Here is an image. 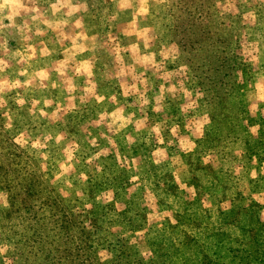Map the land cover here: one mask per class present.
<instances>
[{
    "label": "rangeland",
    "instance_id": "1",
    "mask_svg": "<svg viewBox=\"0 0 264 264\" xmlns=\"http://www.w3.org/2000/svg\"><path fill=\"white\" fill-rule=\"evenodd\" d=\"M55 2L3 12L0 264H264V0H73L52 31ZM77 32L95 76L69 92ZM117 110L122 129L100 118Z\"/></svg>",
    "mask_w": 264,
    "mask_h": 264
},
{
    "label": "clouds",
    "instance_id": "2",
    "mask_svg": "<svg viewBox=\"0 0 264 264\" xmlns=\"http://www.w3.org/2000/svg\"><path fill=\"white\" fill-rule=\"evenodd\" d=\"M139 3L141 6H146L148 3V0H113L114 4L118 5V8L120 11H130L133 9V5L136 3ZM22 7L21 0H2L0 2V27H13L14 23H10L7 26L3 25V20L7 19L10 22L14 21V16L13 15H8L5 16L3 15L4 9L6 8H19ZM51 11H52V16L57 17L58 14L63 13V17L61 19H55L53 21H48L44 20L43 23L45 24L46 28L51 29L52 31H57L61 27H67L69 24V19L74 16L76 13L80 12L81 10V5H77L73 3V0H56L55 4H51ZM86 8V6H84ZM67 9V12H64L63 10ZM30 11L33 12H38L39 9L33 8ZM143 11L144 14H147V8L142 7V8H136L135 9V15L132 17L131 23L133 25L136 24L137 22V17L140 15V12ZM15 15H19V13H15ZM115 18V17H114ZM32 19L38 20L40 17L38 16H33ZM27 24H25V28H27ZM74 28H82L83 25L79 19L75 21V24L73 25ZM37 34L41 35L43 34L40 32L39 29H37ZM132 33H129V36H131ZM65 39H70L71 40V46L67 47L64 49V52L62 55H65L67 58L64 61L60 62L61 68L57 69V75L60 77H65L68 75V72L71 71L72 76L68 79V84L69 88L67 91L69 92H74L76 90V85H75V79L77 78H83L86 82H91L95 76V65L93 63V60L91 58L86 57V53H90L94 51V48H90L88 42L90 40H94V37H89L86 33L82 32H77L75 36L73 37H68L65 36ZM4 51H7L6 45L3 46ZM117 48H119V45H117ZM28 51H31L33 55H27L24 54L22 55L21 52L17 51L14 56H19L21 57V61H31L35 57V49L34 48H29ZM126 51H131V52H137L139 51V43H132L130 44L129 48L126 49ZM42 55H51V53L48 52L47 49H45L42 52ZM117 59L121 60L122 62V57H120L119 52H117ZM0 64H4L3 61H0ZM68 65H71V68L68 67ZM30 66V65H29ZM8 65L4 64L3 68H0V73L4 72V69L7 68ZM20 76H27L29 75L27 70L21 71L18 73ZM35 77L40 79V80H48L50 78L49 73L46 72L44 69H40L34 73ZM8 84L7 80L0 79V94L3 93L4 91V86ZM31 84V79L27 80L24 82V85H21L19 80L14 81L11 85L9 90H13L16 88H19L21 86L28 87ZM52 87L56 88L58 85L53 82ZM95 88V84H92L91 88L85 87L84 91L85 92H90ZM103 97H97V102L100 103L102 102ZM2 103V101H0ZM19 104H23V100L18 101ZM45 106H49V102L45 101ZM101 119H109L111 120V123L113 125H116L119 122V128H124L126 124L128 123V120L124 118L122 115L121 110H117L116 112L111 113L109 116H105L101 114ZM62 137H57V141L61 140ZM38 143V142H37ZM33 147H37V144H34ZM74 159V156L72 153L68 154V161L67 167L71 168L72 164L71 161ZM62 168L65 167V165H61Z\"/></svg>",
    "mask_w": 264,
    "mask_h": 264
}]
</instances>
